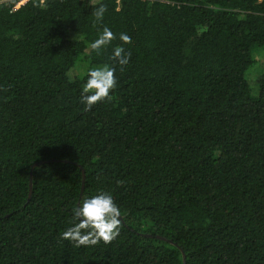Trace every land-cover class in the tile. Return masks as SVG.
Masks as SVG:
<instances>
[{"label": "trees", "instance_id": "trees-1", "mask_svg": "<svg viewBox=\"0 0 264 264\" xmlns=\"http://www.w3.org/2000/svg\"><path fill=\"white\" fill-rule=\"evenodd\" d=\"M19 1L0 3V264H264V0ZM117 45L130 61L86 111L69 72ZM99 191L119 236L61 239Z\"/></svg>", "mask_w": 264, "mask_h": 264}, {"label": "clouds", "instance_id": "clouds-1", "mask_svg": "<svg viewBox=\"0 0 264 264\" xmlns=\"http://www.w3.org/2000/svg\"><path fill=\"white\" fill-rule=\"evenodd\" d=\"M13 0H0V3H12ZM44 4V0H39L37 6ZM15 9H13L14 11ZM116 8V11H119ZM107 5L101 3L99 6L93 4L92 15L96 23L102 22ZM117 39L116 33L108 26H104L97 39L89 45L91 50L100 51ZM119 40L123 44H130L132 38L126 33L119 34ZM131 53L126 52L122 45H117L113 49L111 60L112 65L89 68L87 71V81L83 86L81 101L85 104V110L90 111L93 105L104 100H111L110 92L117 86L116 65L120 70L129 63ZM73 217L71 225L61 233V239L68 240L75 247H92L101 243L110 244L120 234L121 208L115 202L114 197L107 191H99L96 195L83 198L80 204L72 209Z\"/></svg>", "mask_w": 264, "mask_h": 264}, {"label": "rangeland", "instance_id": "rangeland-1", "mask_svg": "<svg viewBox=\"0 0 264 264\" xmlns=\"http://www.w3.org/2000/svg\"><path fill=\"white\" fill-rule=\"evenodd\" d=\"M97 1V0H94ZM88 52V51H87ZM255 56L257 59L256 65L248 72L250 84L254 91L257 87V79L264 73V49H256ZM91 68V62L86 55H82L78 58L76 65L69 72L71 78L83 76Z\"/></svg>", "mask_w": 264, "mask_h": 264}, {"label": "water", "instance_id": "water-1", "mask_svg": "<svg viewBox=\"0 0 264 264\" xmlns=\"http://www.w3.org/2000/svg\"><path fill=\"white\" fill-rule=\"evenodd\" d=\"M30 186L32 187V174H31V178H30ZM83 189H84V187H83ZM31 195H32V189H31V192H30V197H31ZM184 264H186V256H184Z\"/></svg>", "mask_w": 264, "mask_h": 264}, {"label": "built area", "instance_id": "built-area-1", "mask_svg": "<svg viewBox=\"0 0 264 264\" xmlns=\"http://www.w3.org/2000/svg\"><path fill=\"white\" fill-rule=\"evenodd\" d=\"M25 1H27V0H21V1H19L15 7H19V6H20L21 4H23Z\"/></svg>", "mask_w": 264, "mask_h": 264}]
</instances>
